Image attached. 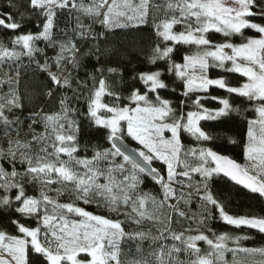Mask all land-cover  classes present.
Segmentation results:
<instances>
[{"label":"snow or ice","instance_id":"obj_1","mask_svg":"<svg viewBox=\"0 0 264 264\" xmlns=\"http://www.w3.org/2000/svg\"><path fill=\"white\" fill-rule=\"evenodd\" d=\"M154 9L164 15L153 16ZM150 19L156 42L147 63L155 70L107 68L131 77L121 92L112 90L103 66L83 81L73 75L84 67L81 57L99 63L112 55L102 45L116 29L139 31ZM33 21L35 31H23ZM0 29L11 34L0 40V264H121L128 241L138 251L144 242L152 248L151 259L132 264L264 257V245H242L253 235L211 227L219 221L264 236V207L232 214L213 190L219 178L264 202V0H0ZM80 41L95 47L83 53ZM179 45L188 49L183 62L174 58ZM230 74L243 81L232 84ZM26 79L39 81L38 90L22 92ZM89 80L87 93L73 87L88 88ZM34 100L40 105L29 109ZM243 113L251 118L243 116L238 142L228 125ZM85 123L110 147L81 144ZM129 138L139 147H129ZM238 143L245 164L217 150ZM147 180L157 192L143 191ZM181 221L187 226L175 229ZM146 222L153 227L144 230ZM125 223L137 228L127 231Z\"/></svg>","mask_w":264,"mask_h":264},{"label":"trees","instance_id":"obj_2","mask_svg":"<svg viewBox=\"0 0 264 264\" xmlns=\"http://www.w3.org/2000/svg\"><path fill=\"white\" fill-rule=\"evenodd\" d=\"M165 0H155V3L157 4H164ZM164 15L163 10L156 11L153 10V16L156 17H162ZM86 23H93L92 21H86ZM151 19L149 20V24L147 26L142 27L141 30L135 31L131 29H116L114 33L110 34L107 44L102 45V47H108L109 49H114V52L112 55L104 56L102 57L101 61L98 63L94 56H88V57H81V60L84 64V67L81 68L78 73L73 72V75H78L79 80L83 81L85 79H88L87 74L94 72L95 68L103 66L105 68V76L108 80V83L113 91L115 92H121L122 89V74L116 73V74H109L107 73L106 69L109 67H116V68H131L134 66L135 63H137L138 60H140L142 63V70H147L149 68H152V70H155V66L149 65L147 63V57L151 53V49L154 46V43L156 42V37L151 29ZM93 27L97 31H103V29L100 27L98 23H93ZM35 31L34 27V21L30 23L23 31ZM175 30L180 31V26H177ZM248 35H255V33L251 32L250 30L247 33ZM8 35H11L10 33ZM8 35L4 34V30L0 29V40H7ZM211 38L216 42H223V37L219 33H213ZM236 42H239L238 40ZM41 46H43L41 44ZM78 46L81 48V52L86 53L89 51L90 48H94L95 44L94 42H88L85 43L83 41L78 42ZM188 51V49L185 46L179 45L177 46V50L174 53V58L177 62L182 61L183 55ZM55 55V53L52 50H48V56L51 57ZM26 62V61H25ZM165 65H161V68H165ZM3 71H7V69H4ZM55 71V69H53ZM219 70H213L212 74H218ZM59 74V73H58ZM3 72L0 71V78H2ZM99 77H97V80ZM238 81L242 82L243 78L239 77L238 74H230V82L233 84H236ZM39 87V81L32 80V79H26L22 80L20 84L21 91L24 92L26 95L28 93H34L38 90ZM73 87H77L80 91L87 93L88 90L92 87V82L89 80L88 82V88H79V86L76 84V82H73ZM142 88V86H141ZM4 91H7V88H3ZM217 94L219 95H227L222 90H218ZM111 98H105V102H110ZM241 98H236L235 102L237 104H240ZM27 103V100H26ZM40 100H34L32 104L28 105V108L32 107H38L40 105ZM81 108L84 107L83 101H81L80 104ZM247 103L243 105V107H247ZM49 110H53V106L49 105ZM27 114V112H25ZM249 116L251 118L250 113H243L241 116L235 117V119L231 122H229V127L232 128V134L235 136L236 140L239 142L242 137H244L246 132V123L244 122L243 116ZM37 131H43L42 128H37ZM89 141L93 143H101L106 147H110V145L102 139L101 134L96 133L93 129H90L87 127L86 123L82 124L81 126V136H80V142L81 144L88 143ZM128 143V142H127ZM185 143H194L191 141L190 137L185 138ZM222 154L229 155L230 157L241 160L243 158V151L242 146L238 143L237 145H227L225 147L217 149ZM91 155V153H89ZM55 187V186H54ZM143 191L155 193L158 191V186L154 187L151 180H147L142 185ZM214 192L219 194L225 201L226 204V210H228L232 214L236 215H253L260 213V210L262 207H264V202L258 201L252 194H248L243 190H240L237 187L231 186V183L228 184L225 183L224 180H221L217 178L216 184L213 186ZM29 194H33V188L28 189ZM49 195L55 197V192H49ZM61 202H64L68 199L67 194L60 198ZM87 210L92 211L96 214H102L105 216H111V218H119L121 220H124L123 216L116 217L115 214H110L107 212L106 209H97L95 205L92 206H86L82 205ZM181 207H185L184 205H181ZM192 211H197L195 204L191 205ZM264 214V213H260ZM179 219V218H177ZM182 226H187V224L183 221L181 223L174 224L173 227L177 230H180ZM124 227L127 231H132L133 229H136L137 226L133 224L125 223ZM153 226L150 223H145L143 225L144 230H148L152 228ZM193 228H195V225H192ZM211 227L219 234L223 232H229L236 235L241 234H249L253 235V240L248 241H242V245L244 247H260L264 245V236H261L259 234H255L253 230L248 229H234L231 226L225 225L222 222L216 221L213 222ZM153 234H156L153 232ZM202 249H207V245L203 244V242H199ZM140 250L138 251V244L135 242H122L121 243V254H120V261L121 264H132V262H140L144 258H149L150 253L152 251V248L149 246L148 242H144L142 245H139ZM183 259V256L181 257ZM226 260L228 261V264H232L233 257L232 255L226 254ZM264 261V257H261L259 255L256 256H249L246 254H239L237 257V264H261V262Z\"/></svg>","mask_w":264,"mask_h":264},{"label":"rangeland","instance_id":"obj_3","mask_svg":"<svg viewBox=\"0 0 264 264\" xmlns=\"http://www.w3.org/2000/svg\"><path fill=\"white\" fill-rule=\"evenodd\" d=\"M178 31V30H177ZM179 62H183V60L182 61H179ZM142 62L140 61V60H138L137 61V63H135L134 64V66L133 67H131V68H138L139 70H142V64H141ZM131 68H126V69H131ZM213 76H216L217 74H212ZM130 79H131V77L130 76H128V77H124L123 78V81L124 80H129L130 81ZM234 84V83H233ZM125 84H124V82H122V89H121V91L125 88ZM126 94V93H125ZM127 142H128V144L130 145V147L132 146L133 148H138L139 147V145H137L136 144V142L135 141H132L130 138L127 140ZM237 162H239V163H241V164H245V163H247L245 160H244V157L241 159V160H237Z\"/></svg>","mask_w":264,"mask_h":264},{"label":"water","instance_id":"obj_4","mask_svg":"<svg viewBox=\"0 0 264 264\" xmlns=\"http://www.w3.org/2000/svg\"><path fill=\"white\" fill-rule=\"evenodd\" d=\"M128 144V143H127ZM128 146L130 147V145L128 144ZM131 148H133L132 146H131Z\"/></svg>","mask_w":264,"mask_h":264}]
</instances>
